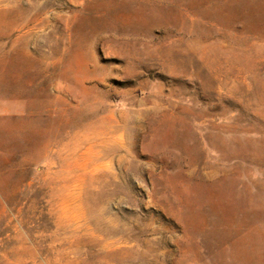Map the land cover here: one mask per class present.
Instances as JSON below:
<instances>
[{
  "label": "rangeland",
  "instance_id": "374dc122",
  "mask_svg": "<svg viewBox=\"0 0 264 264\" xmlns=\"http://www.w3.org/2000/svg\"><path fill=\"white\" fill-rule=\"evenodd\" d=\"M0 264H264V0H0Z\"/></svg>",
  "mask_w": 264,
  "mask_h": 264
}]
</instances>
